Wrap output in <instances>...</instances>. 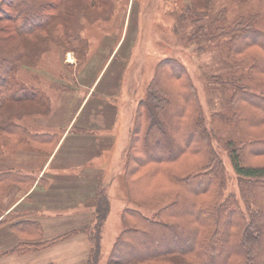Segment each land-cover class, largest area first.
<instances>
[{
    "label": "trees",
    "instance_id": "1",
    "mask_svg": "<svg viewBox=\"0 0 264 264\" xmlns=\"http://www.w3.org/2000/svg\"><path fill=\"white\" fill-rule=\"evenodd\" d=\"M72 3L3 0L0 38L4 40L1 33L6 32L8 39H17L47 30L54 19L50 11L63 13V5ZM185 10L194 16L195 37H228L229 62L249 63L248 79L264 87V32L257 28V14L224 25L221 10L204 24L210 10L207 0H191ZM5 21L7 25L2 26ZM76 54L78 65L85 63V56L78 50ZM17 69V61L0 56V155L6 147L25 142L35 149L40 138L19 121L45 104L35 100L34 90L13 83ZM230 85L227 121L239 139L223 144L237 175L238 194L227 192L226 168L214 145L216 134L206 124L187 68L173 57L157 64L146 97L136 107L124 167L128 200L156 210L152 216L134 208L122 211L123 229L109 264H264V89L255 92L246 84ZM35 103L42 105L35 107ZM12 185L28 191L34 177L16 169L0 170V197ZM109 212V197L101 193L93 224L44 240L41 223L13 211L5 214L0 208L1 216L5 214L0 227L9 226L21 239L10 250L0 251V258L41 252L85 234L92 245L88 264H98Z\"/></svg>",
    "mask_w": 264,
    "mask_h": 264
},
{
    "label": "rangeland",
    "instance_id": "2",
    "mask_svg": "<svg viewBox=\"0 0 264 264\" xmlns=\"http://www.w3.org/2000/svg\"><path fill=\"white\" fill-rule=\"evenodd\" d=\"M72 1L69 6L63 5L65 13H59L57 9L50 11L54 19L47 30H38L33 35L17 39H8L10 33H1L4 40L0 38V56L18 63L13 83L34 90L35 100L45 104L35 103V107L42 105L43 109L48 106L43 92L58 94L57 89L65 91L64 104H61L65 115H70L79 106L89 87L93 86L91 100L81 118L98 108L105 116L100 118L109 123L108 114L114 113L111 108L114 104L124 109L129 99L136 96V101H140L146 97L155 68L162 59H178L187 68L197 88L207 126L216 134L214 145L226 168L227 192L238 194L237 175L223 144L239 139L234 126L227 121L231 116L229 100L233 92L230 84H246L255 92L264 87L248 79L249 63L229 62V38L195 37L194 16H189L185 10L191 0ZM207 4L210 10L204 17V24L213 21L221 10L225 11L224 25H230L240 16L257 14V28L264 32V0H207ZM5 25L6 21L2 26ZM77 50L85 56V63L81 65H78ZM128 113L134 118L132 111ZM127 146L128 140L121 150L114 177L108 180L109 185L84 195L90 206L91 224L95 222L99 194L105 193L110 200L98 264H109L113 244L123 229L121 213L125 208L141 210L148 216L156 210L142 208L128 200L124 182ZM13 186L19 187L10 186L0 197L2 211V198ZM19 241L9 226L0 227L1 252L16 246ZM91 250L87 235L82 234L81 238L65 246L34 255L10 254L4 261L7 264H88ZM6 263L0 259V264Z\"/></svg>",
    "mask_w": 264,
    "mask_h": 264
},
{
    "label": "crops",
    "instance_id": "3",
    "mask_svg": "<svg viewBox=\"0 0 264 264\" xmlns=\"http://www.w3.org/2000/svg\"><path fill=\"white\" fill-rule=\"evenodd\" d=\"M92 88L89 87L70 115H65L61 107L65 91L57 89L60 91L58 94L43 92L47 108L41 106V112L19 121L31 133L40 136L35 141L36 148L25 142L16 148L6 147L0 156V170L16 169L34 177V185L28 191L13 186L2 198L1 206L5 214L13 211L38 221L44 229V240L91 224L88 216L90 206L84 195L109 185V178L114 177L119 166L121 150L127 140L129 143L134 118L129 116L128 111L135 116L139 102L136 96L135 101L129 99L124 109L114 104L111 107L114 113L108 114L109 123H105L100 118L105 116L99 113L98 108L88 111L87 116L81 118L91 100ZM60 114H63L62 118ZM95 180L98 181L96 184ZM4 215L0 216V220ZM81 235L47 250L65 246L81 238ZM8 256L0 259L6 263L4 260Z\"/></svg>",
    "mask_w": 264,
    "mask_h": 264
}]
</instances>
